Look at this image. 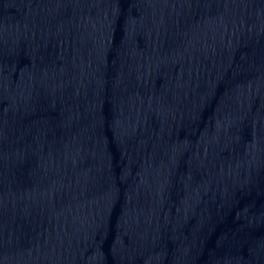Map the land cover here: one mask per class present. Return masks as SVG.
I'll return each mask as SVG.
<instances>
[{
    "label": "water",
    "instance_id": "95a60500",
    "mask_svg": "<svg viewBox=\"0 0 264 264\" xmlns=\"http://www.w3.org/2000/svg\"><path fill=\"white\" fill-rule=\"evenodd\" d=\"M0 264H264V0H0Z\"/></svg>",
    "mask_w": 264,
    "mask_h": 264
}]
</instances>
